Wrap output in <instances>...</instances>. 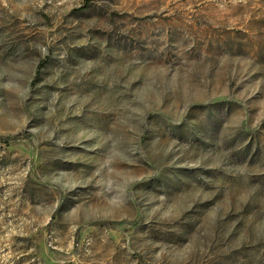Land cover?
I'll return each mask as SVG.
<instances>
[{"label":"rangeland","instance_id":"obj_1","mask_svg":"<svg viewBox=\"0 0 264 264\" xmlns=\"http://www.w3.org/2000/svg\"><path fill=\"white\" fill-rule=\"evenodd\" d=\"M0 264H264V0H0Z\"/></svg>","mask_w":264,"mask_h":264},{"label":"trees","instance_id":"obj_2","mask_svg":"<svg viewBox=\"0 0 264 264\" xmlns=\"http://www.w3.org/2000/svg\"><path fill=\"white\" fill-rule=\"evenodd\" d=\"M17 137H19V136H16L15 138H17ZM9 139H6L5 141H8Z\"/></svg>","mask_w":264,"mask_h":264}]
</instances>
